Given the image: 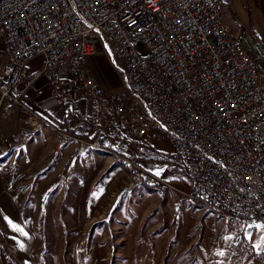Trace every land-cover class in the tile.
I'll use <instances>...</instances> for the list:
<instances>
[{"label": "built area", "instance_id": "obj_1", "mask_svg": "<svg viewBox=\"0 0 264 264\" xmlns=\"http://www.w3.org/2000/svg\"><path fill=\"white\" fill-rule=\"evenodd\" d=\"M223 0H0V104L38 78L60 102L77 89L99 99L96 121L79 112L73 132L29 112L26 124L0 137V156L13 155L42 127L64 142L83 141L112 154L130 182L160 197L180 191L203 208L243 225L264 222V65L225 22ZM102 54L120 80L106 94L86 59ZM42 59L30 73L28 60ZM165 142L185 172V190L147 170L122 148ZM118 145L120 148H116Z\"/></svg>", "mask_w": 264, "mask_h": 264}, {"label": "rangeland", "instance_id": "obj_2", "mask_svg": "<svg viewBox=\"0 0 264 264\" xmlns=\"http://www.w3.org/2000/svg\"><path fill=\"white\" fill-rule=\"evenodd\" d=\"M91 58L92 75L104 92H116L120 87L117 74L101 54ZM100 104L87 90L77 89L75 108L97 114ZM163 144L136 141L122 150L155 162L167 157L171 163ZM21 153L18 195L24 199L26 223L36 235L32 251L36 264H264V227H258L264 222L241 225L188 200L180 191L163 198L150 196L156 204L146 208L151 202L146 197L121 194L130 178L111 153L73 138L62 142L49 127L33 132ZM18 166V161L11 162L9 173H16ZM169 177L166 171L164 178ZM178 180V187L185 190L187 182ZM140 216L142 229L136 231L134 224ZM3 264L17 262L6 258Z\"/></svg>", "mask_w": 264, "mask_h": 264}, {"label": "crops", "instance_id": "obj_3", "mask_svg": "<svg viewBox=\"0 0 264 264\" xmlns=\"http://www.w3.org/2000/svg\"><path fill=\"white\" fill-rule=\"evenodd\" d=\"M223 2L225 8V22L233 30L236 37L250 56L259 59L261 64L264 65V0H223ZM101 56L106 60L104 55L101 54ZM91 57L92 56H89L86 59V64L90 71L91 65L94 62V59ZM5 58L6 53L3 50V45L0 41V60ZM41 63L42 59L40 57L30 58L27 63L30 73L38 70ZM94 78L96 80V77ZM96 81L100 85L98 79ZM44 84L45 80L40 77L29 91L21 95H18L17 90L12 92L14 96L19 97L22 104V107L17 113L12 112L13 102L10 99H7L0 104V137L8 136L18 128L23 127L26 124L29 112L47 118L55 125L70 132H73V127L76 123L79 112L88 114L93 121L97 120L98 113L95 114L88 109L75 108V100L60 102L57 98L50 96L46 90L43 94L37 95L36 89ZM40 130L34 132V134L40 132ZM163 145V147L168 150L169 154V145L165 142ZM116 148L120 147L116 145ZM20 150L21 149L16 151L13 155L0 156V251L3 252V254H0V262L4 263L6 258H12L17 264H36L34 256L32 255V251H34L36 246V235L32 228L26 223L21 205L22 200L24 199L18 195L17 181L18 175L20 174V171H22L21 162L23 160V152L19 154ZM26 154L27 153H25V155ZM136 159H138L142 166L147 170L156 174L159 172L161 178L170 180L176 185H180L178 177L186 182L189 180V177L186 176L185 172L174 167L168 161L161 163L157 161L155 162L144 156ZM15 160L16 162L18 161L19 164L18 170L16 169V173L10 174L9 164L11 165V162H15ZM160 165L163 167H160ZM45 169H43L44 176L47 174V170ZM166 171L170 172L172 177L164 178ZM13 172L14 169L12 168L11 173ZM129 182L130 179L127 184ZM133 193H136V199L146 197L151 201L147 204L146 208L155 206L156 201H152L150 196H158V193L152 186L145 184L137 186L130 194ZM124 197L126 196L124 195ZM118 218L123 219L122 216L119 215ZM142 219L143 216H140L134 224L136 231L142 229ZM13 224L22 228L23 232L27 233V235L17 231V229L12 226ZM155 226L156 225L153 224L149 226L147 230H152Z\"/></svg>", "mask_w": 264, "mask_h": 264}, {"label": "snow or ice", "instance_id": "obj_4", "mask_svg": "<svg viewBox=\"0 0 264 264\" xmlns=\"http://www.w3.org/2000/svg\"><path fill=\"white\" fill-rule=\"evenodd\" d=\"M157 175H159V172L157 173ZM12 226H13L14 228H16L17 231H20V232L23 233L24 235H27V233H24V232H23V229H22V228H19V227H18L17 225H15V224H13ZM258 227H264V226H258ZM261 240H262V242H264V236H262ZM256 247L259 248V247H260V244H257ZM218 254L221 255V256L224 255L223 252H220V253H218Z\"/></svg>", "mask_w": 264, "mask_h": 264}, {"label": "trees", "instance_id": "obj_5", "mask_svg": "<svg viewBox=\"0 0 264 264\" xmlns=\"http://www.w3.org/2000/svg\"><path fill=\"white\" fill-rule=\"evenodd\" d=\"M157 162H167V157H161V158H158L156 159ZM202 207V206H201ZM200 207V208H201Z\"/></svg>", "mask_w": 264, "mask_h": 264}, {"label": "bare ground", "instance_id": "obj_6", "mask_svg": "<svg viewBox=\"0 0 264 264\" xmlns=\"http://www.w3.org/2000/svg\"><path fill=\"white\" fill-rule=\"evenodd\" d=\"M209 210V209H208ZM214 212V211H213Z\"/></svg>", "mask_w": 264, "mask_h": 264}]
</instances>
